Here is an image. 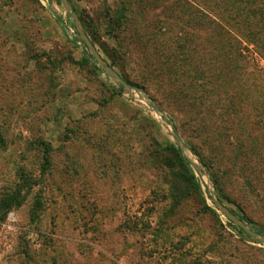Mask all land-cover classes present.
<instances>
[{
	"label": "rangeland",
	"instance_id": "rangeland-1",
	"mask_svg": "<svg viewBox=\"0 0 264 264\" xmlns=\"http://www.w3.org/2000/svg\"><path fill=\"white\" fill-rule=\"evenodd\" d=\"M119 1L68 0L71 11L62 0H0V198L20 171L38 183L0 223V264H264V241L236 222L264 238L261 156L245 159L210 131L215 123L223 126L217 105L225 99L222 87L200 115L198 108L179 105L160 76L179 29L197 35L194 46L207 48L206 36L192 32L186 15L169 19L174 0H160L167 12L148 14L139 13L141 0H124L134 5L118 42L128 50L123 73L147 87L124 88L106 74L81 35L110 66L107 51L117 42L106 33L104 15ZM87 15L97 27L95 42L80 18ZM157 19L170 24L167 36L159 33ZM247 48L246 71L264 76V49ZM227 72L231 77L234 70ZM243 108V119L249 115L254 122L252 103ZM241 130L246 141L248 132ZM259 134L264 139V131ZM39 140L53 148L46 172ZM169 146L191 159L190 171L219 218L205 214L198 197L173 210ZM222 175L229 200L221 202L212 176ZM36 198L42 205L33 222Z\"/></svg>",
	"mask_w": 264,
	"mask_h": 264
},
{
	"label": "trees",
	"instance_id": "trees-1",
	"mask_svg": "<svg viewBox=\"0 0 264 264\" xmlns=\"http://www.w3.org/2000/svg\"><path fill=\"white\" fill-rule=\"evenodd\" d=\"M154 2L157 5L147 0H141L142 10L139 13L148 14L151 9L160 8L167 12V6L163 7L166 3L160 0H154ZM119 4L117 9L109 6L106 15H104L106 33L117 42L116 47L107 51L111 60L110 66L119 70L120 76L131 87L146 89V86L139 85L123 73L129 58L128 50L126 51L125 47L118 42L122 32L130 24L132 15H128V13L133 10L134 4L124 0L119 1ZM168 13L169 19H174V21H182L186 15L187 24L193 30L192 32L201 33L203 31L202 33L206 36L204 42L207 43V48L203 45L194 46L195 40L192 38L197 35L186 33L185 28L178 30L179 34L177 33L176 37L172 39L175 41V46L174 44L171 48L170 45L168 46L169 51L167 50V52L170 53L167 55L166 52L167 54L163 55L165 60L159 67L161 78L165 79L172 88L170 94L179 105L198 108L200 109L199 114L202 115L208 109L207 103L210 102L212 96H217L218 87H222L225 99H218L217 105H221L223 111L220 115V122L221 124L223 122V126L215 123L216 128L214 129V126L210 131L215 130L220 143L222 140L229 141L232 147L238 149L245 159L249 157V160H253L255 156L259 155L264 162V139L259 137V133L264 131V89L260 90V82L264 80V76L257 72L254 74L247 72L248 60L244 56L245 51H250L247 48L249 44L258 49H264V0H174L168 8ZM159 16L157 17L160 18ZM80 18L87 34L89 36L91 34L95 42L98 31L94 25L93 17L87 15V17L81 16ZM163 20L157 19L156 23L160 24V26L158 25L159 33L167 36L170 24ZM140 36L137 34L135 37ZM165 40L168 42L167 39ZM145 46L147 47L146 44ZM173 48L175 51L171 52ZM144 49L146 48L144 47ZM261 57L264 58L262 55ZM234 59L238 60L237 66L231 64ZM231 69L234 72L232 76L230 75L231 77H228L227 70ZM237 73H239L238 77L233 76ZM244 103H252L254 122H250L249 115L243 119ZM204 120L205 117H201V122ZM242 124L243 128H241ZM240 130L248 132L246 141L238 133ZM0 143H4L1 136ZM37 146L42 151L43 172H46L52 165L53 148L43 140H39ZM166 150L173 153L175 162L173 169L175 170L176 183H173L172 189L176 193L172 195L173 210L180 207L187 198L198 197L204 205L205 214L212 213L218 217L216 212L207 205L200 184L190 171L188 159L175 146L166 147ZM202 161L206 163L204 160ZM236 161L237 156L233 159L234 163ZM212 178L220 201L229 200L224 193V175L212 176ZM37 185L34 177L25 171H20L19 181L0 198V223L4 222L12 211L21 208L27 202ZM178 185L184 189L181 190ZM41 205L40 198H36L31 212L33 222L39 219L38 212L41 210ZM241 231L245 233L243 230Z\"/></svg>",
	"mask_w": 264,
	"mask_h": 264
},
{
	"label": "water",
	"instance_id": "water-1",
	"mask_svg": "<svg viewBox=\"0 0 264 264\" xmlns=\"http://www.w3.org/2000/svg\"><path fill=\"white\" fill-rule=\"evenodd\" d=\"M64 3H65V5H67V7H69L70 9H71V11H73L72 10V8H71V6L69 5V3H68V0H62ZM73 18H74V20H75V23H76V25L78 26V28H79V25H80V22H79V20L77 19V15H76V13H73ZM81 35L83 36V38L85 39V41H86V43H87V45H88V47L91 49V51H92V54L94 55V57L96 58V60L100 63V65H101V67L103 68V70L106 72V74H108L111 78H113V79H115L120 85H122L124 88H127V89H132V90H134V91H140V89H137V88H133V87H131L114 69H112L110 66H108L103 60H102V58L96 53V51H95V49H94V47H93V45L89 42V39H88V37L85 35V33L84 32H81ZM155 111H157V112H160L157 108H155ZM176 139L178 140V141H180V138L179 137H177L176 136ZM180 143H181V141H180ZM182 146V149L184 150L185 149V147L183 146V145H181ZM189 159V158H188ZM190 161H191V159H189ZM217 204L219 205V203L217 202ZM233 220L234 221H236L235 220V218H233ZM236 222H238L242 227H243V229L244 230H246V231H248L253 237H255L256 239H260V240H263L264 241V238L263 237H261V236H259V235H257V234H255V233H252V232H250L249 231V229L243 224V223H241V222H239V221H236Z\"/></svg>",
	"mask_w": 264,
	"mask_h": 264
}]
</instances>
